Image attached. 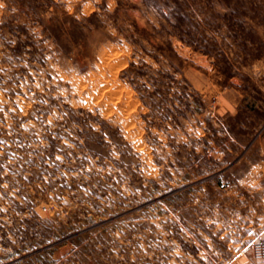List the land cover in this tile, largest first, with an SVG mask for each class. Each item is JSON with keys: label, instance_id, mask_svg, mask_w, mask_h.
Wrapping results in <instances>:
<instances>
[{"label": "rangeland", "instance_id": "1", "mask_svg": "<svg viewBox=\"0 0 264 264\" xmlns=\"http://www.w3.org/2000/svg\"><path fill=\"white\" fill-rule=\"evenodd\" d=\"M0 5V264H253L264 0Z\"/></svg>", "mask_w": 264, "mask_h": 264}, {"label": "crops", "instance_id": "2", "mask_svg": "<svg viewBox=\"0 0 264 264\" xmlns=\"http://www.w3.org/2000/svg\"><path fill=\"white\" fill-rule=\"evenodd\" d=\"M255 109L259 110L257 113L261 116H259V120L261 122L264 121V107L261 105H256ZM256 112V111H255ZM249 160L253 159L254 163L253 166L258 170V172L261 173V179H264V124H262L257 131L253 145L251 147V150L248 151V157ZM240 162H238V166L240 165ZM248 174H240L238 175L237 181L238 183L247 182ZM261 189L263 190L264 195V185H261Z\"/></svg>", "mask_w": 264, "mask_h": 264}, {"label": "built area", "instance_id": "3", "mask_svg": "<svg viewBox=\"0 0 264 264\" xmlns=\"http://www.w3.org/2000/svg\"><path fill=\"white\" fill-rule=\"evenodd\" d=\"M241 253L249 254L253 264H264V237L253 240ZM228 264L234 263L229 262Z\"/></svg>", "mask_w": 264, "mask_h": 264}, {"label": "snow or ice", "instance_id": "4", "mask_svg": "<svg viewBox=\"0 0 264 264\" xmlns=\"http://www.w3.org/2000/svg\"><path fill=\"white\" fill-rule=\"evenodd\" d=\"M0 7H2V5H0Z\"/></svg>", "mask_w": 264, "mask_h": 264}]
</instances>
